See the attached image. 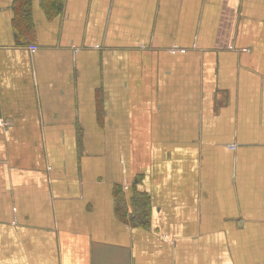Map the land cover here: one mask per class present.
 I'll list each match as a JSON object with an SVG mask.
<instances>
[{"label":"crops","instance_id":"obj_1","mask_svg":"<svg viewBox=\"0 0 264 264\" xmlns=\"http://www.w3.org/2000/svg\"><path fill=\"white\" fill-rule=\"evenodd\" d=\"M0 0V264H264V0Z\"/></svg>","mask_w":264,"mask_h":264},{"label":"trees","instance_id":"obj_2","mask_svg":"<svg viewBox=\"0 0 264 264\" xmlns=\"http://www.w3.org/2000/svg\"><path fill=\"white\" fill-rule=\"evenodd\" d=\"M62 0H50L52 12H58L61 6ZM15 20L21 25H28L29 18V0H15Z\"/></svg>","mask_w":264,"mask_h":264}]
</instances>
